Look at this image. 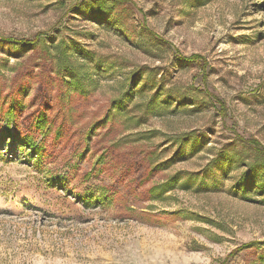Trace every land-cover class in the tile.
I'll list each match as a JSON object with an SVG mask.
<instances>
[{"label": "rangeland", "instance_id": "374dc122", "mask_svg": "<svg viewBox=\"0 0 264 264\" xmlns=\"http://www.w3.org/2000/svg\"><path fill=\"white\" fill-rule=\"evenodd\" d=\"M0 264H264V0H0Z\"/></svg>", "mask_w": 264, "mask_h": 264}, {"label": "trees", "instance_id": "16d2710c", "mask_svg": "<svg viewBox=\"0 0 264 264\" xmlns=\"http://www.w3.org/2000/svg\"><path fill=\"white\" fill-rule=\"evenodd\" d=\"M40 35H42V34H40ZM40 35L37 37V39L40 37ZM22 42L32 43L30 40H26V39H24ZM65 49L66 48L62 49V47L57 46L55 48L56 53H54V55H52V58L55 61L56 67L58 68V74L63 75L65 77L66 82L68 84L67 88L70 92H72V93L77 92V93H80L81 95H83L84 97H88L91 94V91L87 85L85 86V84H87L86 83L87 80L88 81L90 80L88 73L85 71L86 63L80 62V63L75 64L73 62L72 57H69L67 55L68 52L66 53ZM195 58L197 59L199 57H194V59ZM99 65H100V61H97V66L99 67ZM92 82H93V80H92ZM129 97H130V93H129V95L127 93H124L123 96L112 100V103H111L112 111L118 112V113H124L125 115L129 114L130 109L128 108V105L126 103ZM135 107H136V105H135ZM11 112H13L12 108L9 109L8 114H10ZM147 114H150L149 111L147 112ZM140 118H144V117H140ZM140 118L138 119L137 125L141 124ZM43 120L45 121V119H43ZM128 120L129 121L133 120V117H130ZM44 127H45V123H40L38 126V128H42V129H44ZM15 132L16 131H13V130H11L10 127H8L5 134L10 139V138L16 136L17 132L16 133ZM18 140L19 139L16 138L17 142H18ZM19 144H20L21 149L30 150L31 153L35 154V157L37 158V156H38L37 150H38L39 146L30 137H27V136L24 137V139L19 141ZM178 185H179V179L175 175V176L171 177L170 179H168L167 181L153 186L150 189V195H151L152 199L164 198L168 193H170L172 190H174ZM181 187L185 188L182 185H181ZM103 198L104 197H102V199Z\"/></svg>", "mask_w": 264, "mask_h": 264}]
</instances>
